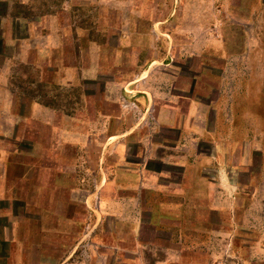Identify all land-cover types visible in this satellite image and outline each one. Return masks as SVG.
<instances>
[{
    "label": "rangeland",
    "instance_id": "1",
    "mask_svg": "<svg viewBox=\"0 0 264 264\" xmlns=\"http://www.w3.org/2000/svg\"><path fill=\"white\" fill-rule=\"evenodd\" d=\"M2 1L0 157L9 164V198L18 201L0 203V214L16 215L18 228L30 231L31 264L164 261L169 254L154 245L153 229L139 236L134 226L144 191L106 186L121 176L118 143L129 140L127 161L135 162L149 155L145 148L158 134L175 137L157 123L162 104L176 93L173 85L212 106L221 91L231 96L238 81L256 82L249 74L264 70V0ZM225 32L236 48H246L243 55L220 61L202 53L207 39ZM253 38L259 45L249 58L245 43ZM188 107L183 103L180 112ZM253 111V127L264 135V97ZM259 145L263 152L243 158L242 234L224 246L174 254L168 264H264V139ZM10 227L0 218V234Z\"/></svg>",
    "mask_w": 264,
    "mask_h": 264
},
{
    "label": "crops",
    "instance_id": "2",
    "mask_svg": "<svg viewBox=\"0 0 264 264\" xmlns=\"http://www.w3.org/2000/svg\"><path fill=\"white\" fill-rule=\"evenodd\" d=\"M2 3L4 1L0 0ZM259 8L256 5L251 10L252 14H248L254 16ZM1 21L3 25L6 23L5 14L1 15ZM226 34L213 40L207 39L203 43L202 53L215 54L220 61L243 55L242 51L246 48H236V39ZM4 39L8 41L7 37ZM239 41L242 44L243 40ZM247 43L250 47L249 58L254 57L259 45L257 38ZM250 71L249 77H257V80L264 78V70L258 73L250 68ZM219 73V76H224L227 70H219ZM241 75L238 73V76ZM177 76L176 73L173 82ZM257 80L245 86L238 81L239 84L231 89V96L221 91L219 100L212 106L211 103L200 106L182 95L186 90L173 85L171 92L174 90L176 93L162 104L157 123L161 131H171L175 137L158 134V141L145 148L149 149V155L137 156L139 161L135 162L127 161L129 140L123 138L118 143L119 160L115 165H123L122 171H119L121 176H116L114 182L108 180L106 186L111 182V187L116 189L140 188L144 191V197L140 200L141 210L144 208V211L134 226H137L139 236L144 228L151 227L154 245L169 254L167 259L157 264H168L176 259L174 254L203 252L206 246L208 248L212 244L224 246L228 237L242 234L246 204L240 179L248 172L244 169L246 162L243 158L250 157L252 152H263L259 144L264 135L253 127V123L255 126L258 124V115L253 110L264 97V85L257 84ZM242 102L249 106L245 114L241 108ZM183 103L189 104L186 115L180 112ZM207 109L214 113L213 117H208ZM141 140L144 141L143 138ZM141 140L138 143L141 144ZM206 147L208 150H204ZM153 165L158 167L153 168ZM8 171V161L0 157V203L17 200L14 195L9 198ZM2 217L11 222V227L9 230L3 229L0 234V264H31L30 231L18 228L16 215L0 214ZM212 217L217 218L218 229L213 227ZM144 231L146 233L148 230ZM43 233L55 235L56 230L44 229ZM139 243L141 245L143 241L139 240Z\"/></svg>",
    "mask_w": 264,
    "mask_h": 264
}]
</instances>
